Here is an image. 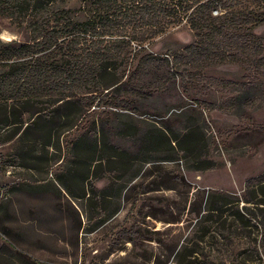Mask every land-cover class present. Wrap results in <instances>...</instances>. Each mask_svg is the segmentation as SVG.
Returning a JSON list of instances; mask_svg holds the SVG:
<instances>
[{
  "label": "trees",
  "instance_id": "obj_1",
  "mask_svg": "<svg viewBox=\"0 0 264 264\" xmlns=\"http://www.w3.org/2000/svg\"><path fill=\"white\" fill-rule=\"evenodd\" d=\"M66 1L0 0V14L27 32L26 40H0V134L6 131L5 140L14 142L9 164L26 167L70 134L65 141L70 159L56 179L68 194L98 208L104 222L116 211H106L111 186L95 182L107 172L124 173L134 162L147 161L148 154L174 149L188 156L195 170L210 165L205 132L195 121L135 131L128 123L91 117V106L105 99L116 108L159 112L153 102L183 99L178 77L223 61L251 77L219 81L235 94L209 107L256 106L264 94V35L253 29L264 24V0H85L77 9ZM182 23L192 31L190 42L165 53L148 49ZM175 176L186 182L183 174ZM154 184L151 189L161 186ZM188 211L197 225L215 222L232 233L227 240L237 229L255 230L264 239V171L247 178L239 195L211 190L204 199L196 193ZM177 255L179 264L191 262L186 247ZM230 260L245 264L244 257Z\"/></svg>",
  "mask_w": 264,
  "mask_h": 264
},
{
  "label": "rangeland",
  "instance_id": "obj_2",
  "mask_svg": "<svg viewBox=\"0 0 264 264\" xmlns=\"http://www.w3.org/2000/svg\"><path fill=\"white\" fill-rule=\"evenodd\" d=\"M84 1L64 4L77 9ZM253 30L264 35V24ZM192 38V31L182 23L155 38L148 49L165 53ZM8 39L26 40L27 32L0 14V40ZM193 72L177 78L180 102L152 101L161 107L159 112L116 108L105 99L91 106V117L128 123L135 131L195 121L205 132V157L210 165L195 170L191 159L174 149L148 154L147 161L134 162L124 173L107 172L95 182L97 187L111 186L106 211H116L104 222L98 220V208L90 207L84 197L68 194L56 179L70 159L65 146L70 134L65 132L59 148H49L36 164L26 167L9 164L14 142L6 141L7 132H2L0 264H179L177 251L183 247L192 252L189 264H235L230 260L235 256L244 257L245 264H264V239L259 232L237 229L227 240L232 233L222 231L215 222L199 226L188 211L196 193L204 199L211 190L239 195L247 178L264 171V94L252 108H210L208 103L235 94L219 81H243L250 73L230 61ZM34 150L42 153L38 146ZM178 173L185 183L175 176ZM155 182L161 184L159 189H151ZM85 224L93 228L86 229Z\"/></svg>",
  "mask_w": 264,
  "mask_h": 264
}]
</instances>
